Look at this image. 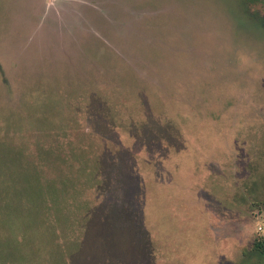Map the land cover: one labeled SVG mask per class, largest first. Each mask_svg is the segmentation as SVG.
<instances>
[{"label":"rangeland","instance_id":"374dc122","mask_svg":"<svg viewBox=\"0 0 264 264\" xmlns=\"http://www.w3.org/2000/svg\"><path fill=\"white\" fill-rule=\"evenodd\" d=\"M55 150L93 187L37 173ZM257 237L264 0H0V264H264Z\"/></svg>","mask_w":264,"mask_h":264},{"label":"trees","instance_id":"16d2710c","mask_svg":"<svg viewBox=\"0 0 264 264\" xmlns=\"http://www.w3.org/2000/svg\"><path fill=\"white\" fill-rule=\"evenodd\" d=\"M249 1H251V0H245V2H249ZM22 145L26 146L27 144H25V142H24ZM72 154H73V156H71ZM72 154L70 152V154L68 156H66L62 152L55 150L52 154L54 156L51 159V161L48 163L45 161H43L44 163L40 162L38 167L36 168V172L38 173L40 171H43L42 175L44 178H47V179H50L51 175H53V176L59 175V176H62V178L67 177L70 179V182H72V184L74 183L72 181V179L74 177L78 176L76 178L79 179V181H82L85 186L88 185L89 187H93L92 186V185H94L93 181H96V179L95 178L92 179L93 176L89 179H85V178H88L89 176L84 174V172H87L90 175L95 174L94 167L92 166V164L88 160H90L95 165H97V164L95 162H93L90 159V157L88 156V154H86V153H82V154L72 153ZM64 163H68V165L70 164V167H72V168L69 169V167L67 165H65ZM83 163H84V165H83ZM97 167H99V166H97ZM72 171H74V173H72ZM98 171H99V168H97L96 173ZM86 183H88V184H86ZM77 187L78 186H75V185L72 186L73 190H75ZM78 188L80 190H82L80 187H78ZM41 190H42V186H41ZM82 191L84 192L85 190H82ZM53 197H54V193H53ZM50 202H51V200H50ZM68 203H69L67 205L68 209H70V208L72 209V207H75V204H78L77 202L75 203L73 200L69 201ZM81 205L86 206L87 204H81ZM67 222H69V220H67ZM77 223H78V221H75L73 223V225L75 226V225H77ZM75 228H77V227H75ZM10 231L14 232V230L9 229V231H8V236H9L10 242H12L14 240V238H13L12 233ZM72 231H73V227H72ZM62 240H64V238ZM252 249L254 251H256L257 253H259L264 259V238L263 237L255 238L253 243H252Z\"/></svg>","mask_w":264,"mask_h":264}]
</instances>
